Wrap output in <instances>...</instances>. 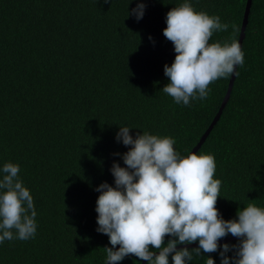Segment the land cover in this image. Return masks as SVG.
Returning <instances> with one entry per match:
<instances>
[{"label":"trees","instance_id":"16d2710c","mask_svg":"<svg viewBox=\"0 0 264 264\" xmlns=\"http://www.w3.org/2000/svg\"><path fill=\"white\" fill-rule=\"evenodd\" d=\"M183 2L0 0V169L19 165L37 213L34 238L0 243V264H107L103 248L111 244L97 231L95 189L115 186L113 163L126 167L122 157L131 146L117 141L120 127L131 128L133 138L170 136L182 156L196 147L214 155L224 220L238 219L248 203L264 207V0H252L244 64L222 109L232 74L188 106L162 91L169 83L164 66L176 56L163 35L166 14ZM189 2L229 25L209 43L238 42L247 0ZM138 3L145 5L139 21L131 15ZM239 239L193 253L186 264H206L209 256L221 264L222 246ZM142 261L129 255L119 264Z\"/></svg>","mask_w":264,"mask_h":264},{"label":"clouds","instance_id":"9594fccd","mask_svg":"<svg viewBox=\"0 0 264 264\" xmlns=\"http://www.w3.org/2000/svg\"><path fill=\"white\" fill-rule=\"evenodd\" d=\"M144 9L138 3L131 15L139 21ZM166 24L163 35L174 45L176 56L171 66H164L169 83L162 91L175 103L188 106L191 100L206 99L210 84L243 66L244 52L234 38L209 43L214 32L229 28L219 16L196 11L184 0L167 12ZM130 129L120 127L116 136L131 147L122 157L126 167L113 163L110 169L115 186L104 182L95 189L100 193L97 231L107 235L111 244L103 248L107 264H119L129 255L148 264H169L170 254L173 264H186L193 253L217 252L218 241L229 234L240 238L239 244L222 246L221 264H230V259L233 264H264V207L248 203L237 211L238 219L221 217L216 208L221 181L214 178V155L182 156L174 149L172 137L143 132L133 138ZM0 171V243L34 238L37 213L29 189L19 178V165L8 162ZM166 236L173 238L165 246ZM197 241V248H177ZM233 249V257L225 255ZM206 264L215 260L209 256Z\"/></svg>","mask_w":264,"mask_h":264},{"label":"water","instance_id":"95a60500","mask_svg":"<svg viewBox=\"0 0 264 264\" xmlns=\"http://www.w3.org/2000/svg\"><path fill=\"white\" fill-rule=\"evenodd\" d=\"M251 4H252V0H247V4H246V9H245V13H244V18H243V22H242V26H241V31H240V36H239V40H238V43L240 44L241 46V49H242V46H243V40L245 38V35H246V26H247V22H248V16H249V9L251 7ZM236 70H237V66H236ZM236 70L234 71V73L232 74L231 78H230V82H229V87H228V91L225 95V98L223 100V103H222V106H221V109L222 107L225 105L226 101L228 100V97H229V94L231 92V89H232V85H233V81L235 79V75H236ZM217 118V116H216ZM215 121V120H214ZM213 123H211V125L207 128V130L205 131V133L203 134L202 136V139L204 137H206V135L208 134V132L211 130V127H212ZM197 148V147H196ZM196 148H194L192 150V152H194L196 150ZM234 239H237V237H233V236H229V237H226V238H223V239H220L218 241V243H223V242H228V241H232ZM117 249L119 248V245L116 246ZM183 247H199V243H192V244H187V245H177V248L180 249V248H183ZM158 254V253H157ZM146 261H142V264H145Z\"/></svg>","mask_w":264,"mask_h":264}]
</instances>
